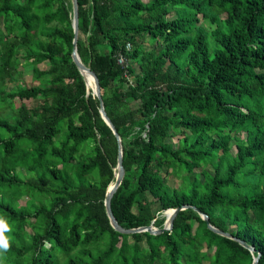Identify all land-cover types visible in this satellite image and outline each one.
<instances>
[{"label":"trees","instance_id":"1","mask_svg":"<svg viewBox=\"0 0 264 264\" xmlns=\"http://www.w3.org/2000/svg\"><path fill=\"white\" fill-rule=\"evenodd\" d=\"M77 1L121 138L118 223L189 204L255 250L191 207L116 231L117 140L72 61L71 0H0V264H264V0Z\"/></svg>","mask_w":264,"mask_h":264},{"label":"water","instance_id":"2","mask_svg":"<svg viewBox=\"0 0 264 264\" xmlns=\"http://www.w3.org/2000/svg\"><path fill=\"white\" fill-rule=\"evenodd\" d=\"M72 3V28H73V40H72V51H71V57L72 61L78 68L79 72L83 76L86 87H87V92L91 91L92 94H94L98 101H99V113L101 118L104 120V122L110 127L112 133L114 134L116 140H117V158H116V166H115V179L114 181L108 186L106 193H105V198H104V205L106 209L107 216L109 218V222L111 226L118 232L121 233H135V232H142V231H147L152 234H158L161 233L165 230H170L173 226V220L176 216V214L187 207H191L194 210H196L201 218L206 222L207 227L213 230L214 232L226 236L228 238L236 240L239 244H241L243 247L248 249L250 252H254V247L248 244L246 241L242 240L241 238L231 234L230 232L223 231L216 226L212 225L209 220V216L202 212L200 209L196 208L193 205L189 204H183L174 208H168L164 212H168L166 214V219L164 221V225L161 228H157L153 226L152 224L146 225V226H140L136 228H124L122 227L115 216L113 215L112 209H111V198L120 185L122 178L124 176V167H123V150H122V145H121V138L113 125L112 121L110 120L109 116L107 115L105 109H104V104L101 96V91H100V84H99V79L96 75V73L88 66H86L78 52H77V39H78V34H79V29H78V1L77 0H71ZM91 86H89V81ZM260 257V252L257 253V255L253 258V261L251 264H257L258 260Z\"/></svg>","mask_w":264,"mask_h":264},{"label":"rangeland","instance_id":"3","mask_svg":"<svg viewBox=\"0 0 264 264\" xmlns=\"http://www.w3.org/2000/svg\"><path fill=\"white\" fill-rule=\"evenodd\" d=\"M170 16V15H169ZM145 47H148L147 44H145ZM44 66V65H42ZM24 72H23V75H22V78L20 79V82H23V84H25L26 86H31L33 84H35L36 82L32 80L31 78V72H30V69L29 68H25L23 69ZM7 84L9 86L13 85V83H11L10 81L7 82ZM28 106H31L33 103H34V100L33 99H27L24 101ZM242 135V134H241ZM176 140V139H173V141ZM171 181H169L170 183L172 184H177L179 182V179L178 178H175L173 177L172 179L170 178ZM27 197L26 196H22L19 200V203L21 204H24L25 201H26ZM163 215H165V213L163 212ZM29 230V228H27Z\"/></svg>","mask_w":264,"mask_h":264},{"label":"clouds","instance_id":"4","mask_svg":"<svg viewBox=\"0 0 264 264\" xmlns=\"http://www.w3.org/2000/svg\"><path fill=\"white\" fill-rule=\"evenodd\" d=\"M0 223H2V221H0ZM8 247V242L3 238L2 232H0V253L7 251Z\"/></svg>","mask_w":264,"mask_h":264},{"label":"built area","instance_id":"5","mask_svg":"<svg viewBox=\"0 0 264 264\" xmlns=\"http://www.w3.org/2000/svg\"><path fill=\"white\" fill-rule=\"evenodd\" d=\"M118 62H119L120 64H123V62H124L123 57L120 56V57L118 58Z\"/></svg>","mask_w":264,"mask_h":264},{"label":"bare ground","instance_id":"6","mask_svg":"<svg viewBox=\"0 0 264 264\" xmlns=\"http://www.w3.org/2000/svg\"><path fill=\"white\" fill-rule=\"evenodd\" d=\"M89 81V80H88ZM89 86H91V84H90V81H89V84H88Z\"/></svg>","mask_w":264,"mask_h":264}]
</instances>
